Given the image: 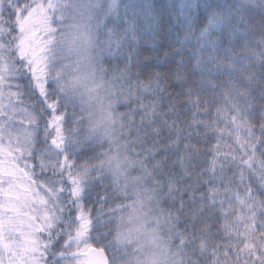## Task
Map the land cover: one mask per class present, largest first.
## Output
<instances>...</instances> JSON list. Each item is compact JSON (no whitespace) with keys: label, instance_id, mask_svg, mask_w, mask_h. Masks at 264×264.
<instances>
[{"label":"snow or ice","instance_id":"1","mask_svg":"<svg viewBox=\"0 0 264 264\" xmlns=\"http://www.w3.org/2000/svg\"><path fill=\"white\" fill-rule=\"evenodd\" d=\"M8 7L0 264H264V0Z\"/></svg>","mask_w":264,"mask_h":264},{"label":"trees","instance_id":"2","mask_svg":"<svg viewBox=\"0 0 264 264\" xmlns=\"http://www.w3.org/2000/svg\"><path fill=\"white\" fill-rule=\"evenodd\" d=\"M151 2L155 5L156 9L159 10L161 6L166 5L169 3V0H151ZM13 3V0H0V24L3 26V28L7 27L12 22L9 16V4ZM166 16V13H162L160 19L158 20L157 24L154 25V27H160L162 30L163 36H166L168 32V25L167 23L163 22V17ZM17 19L19 17L17 16ZM177 32H180V29H176ZM181 35L183 33L181 32ZM260 33L259 31L256 32L253 40H259ZM169 39H174V37H169L167 39L162 38V35H157L155 42H151L149 37L146 35L143 36L140 39V42L138 43L137 47L133 50L134 53L139 54L140 60L143 62L146 59L148 62H151L155 64L156 59L158 58L161 61L160 67L157 68V71L165 70L167 69V66L164 64L165 61V53H169V57L172 55V49L169 47ZM8 42L10 40L6 39ZM253 46L255 47V44L253 43ZM180 45L177 44L176 48L179 49ZM117 63H119L117 61ZM120 67H123V64H119ZM199 147L203 148L204 145H199Z\"/></svg>","mask_w":264,"mask_h":264},{"label":"rangeland","instance_id":"3","mask_svg":"<svg viewBox=\"0 0 264 264\" xmlns=\"http://www.w3.org/2000/svg\"><path fill=\"white\" fill-rule=\"evenodd\" d=\"M110 0H102L103 4L109 3ZM99 18L102 20V14H97ZM8 37V29L7 27L3 28L0 24V70H4L8 65L12 63V58L8 55L11 51L12 42H8L6 39Z\"/></svg>","mask_w":264,"mask_h":264}]
</instances>
